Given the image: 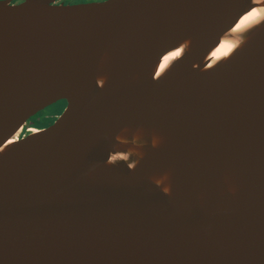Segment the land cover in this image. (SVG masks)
Returning <instances> with one entry per match:
<instances>
[{"label": "water", "instance_id": "water-1", "mask_svg": "<svg viewBox=\"0 0 264 264\" xmlns=\"http://www.w3.org/2000/svg\"><path fill=\"white\" fill-rule=\"evenodd\" d=\"M0 264H264V0H0Z\"/></svg>", "mask_w": 264, "mask_h": 264}, {"label": "bare ground", "instance_id": "bare-ground-1", "mask_svg": "<svg viewBox=\"0 0 264 264\" xmlns=\"http://www.w3.org/2000/svg\"><path fill=\"white\" fill-rule=\"evenodd\" d=\"M263 16V12L259 9H255L249 14L245 15L239 23L234 28L235 32H240L247 27L254 24L257 20H259ZM237 45V42L234 40H224L218 48L212 53L211 58L214 60H218L226 55H228ZM178 56V52L171 53L166 56L160 66L159 73L163 72L165 68L169 65V63ZM37 129L31 128V131L35 132Z\"/></svg>", "mask_w": 264, "mask_h": 264}, {"label": "rangeland", "instance_id": "rangeland-1", "mask_svg": "<svg viewBox=\"0 0 264 264\" xmlns=\"http://www.w3.org/2000/svg\"><path fill=\"white\" fill-rule=\"evenodd\" d=\"M64 104L58 103V105L52 106L50 107L48 110H46L45 112L41 113L36 119L37 121L40 123L39 126L41 128H44L46 126H48L49 124H51L54 119L62 113V111L64 110ZM57 114V116H56ZM35 119V120H36Z\"/></svg>", "mask_w": 264, "mask_h": 264}, {"label": "flooded vegetation", "instance_id": "flooded-vegetation-1", "mask_svg": "<svg viewBox=\"0 0 264 264\" xmlns=\"http://www.w3.org/2000/svg\"><path fill=\"white\" fill-rule=\"evenodd\" d=\"M95 1H103V0H60V2H65L66 4H75V3H85V2H95ZM58 105V104H56ZM55 106V105H54ZM57 116V114H56Z\"/></svg>", "mask_w": 264, "mask_h": 264}, {"label": "trees", "instance_id": "trees-1", "mask_svg": "<svg viewBox=\"0 0 264 264\" xmlns=\"http://www.w3.org/2000/svg\"><path fill=\"white\" fill-rule=\"evenodd\" d=\"M39 122L37 121V119L36 120H34L30 125H29V127L30 128H36V129H39V128H41L40 126H39Z\"/></svg>", "mask_w": 264, "mask_h": 264}]
</instances>
